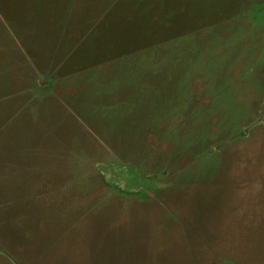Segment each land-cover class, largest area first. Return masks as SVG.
<instances>
[{
    "label": "rangeland",
    "instance_id": "obj_1",
    "mask_svg": "<svg viewBox=\"0 0 264 264\" xmlns=\"http://www.w3.org/2000/svg\"><path fill=\"white\" fill-rule=\"evenodd\" d=\"M0 264H264V0H0Z\"/></svg>",
    "mask_w": 264,
    "mask_h": 264
}]
</instances>
